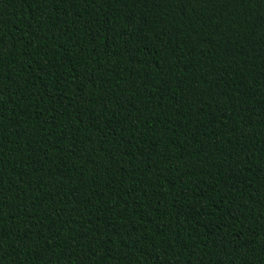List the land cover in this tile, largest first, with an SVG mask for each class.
<instances>
[{"label": "trees", "instance_id": "trees-1", "mask_svg": "<svg viewBox=\"0 0 264 264\" xmlns=\"http://www.w3.org/2000/svg\"><path fill=\"white\" fill-rule=\"evenodd\" d=\"M0 264H264V0H0Z\"/></svg>", "mask_w": 264, "mask_h": 264}]
</instances>
